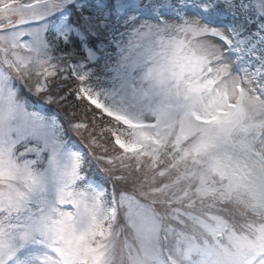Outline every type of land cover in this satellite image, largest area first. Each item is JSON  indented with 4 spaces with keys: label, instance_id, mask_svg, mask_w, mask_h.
<instances>
[{
    "label": "snow or ice",
    "instance_id": "1",
    "mask_svg": "<svg viewBox=\"0 0 264 264\" xmlns=\"http://www.w3.org/2000/svg\"><path fill=\"white\" fill-rule=\"evenodd\" d=\"M0 264H264V0H0Z\"/></svg>",
    "mask_w": 264,
    "mask_h": 264
},
{
    "label": "trees",
    "instance_id": "2",
    "mask_svg": "<svg viewBox=\"0 0 264 264\" xmlns=\"http://www.w3.org/2000/svg\"><path fill=\"white\" fill-rule=\"evenodd\" d=\"M78 115L83 116L84 114L82 112H80V113H78ZM89 115H91V114H89Z\"/></svg>",
    "mask_w": 264,
    "mask_h": 264
}]
</instances>
